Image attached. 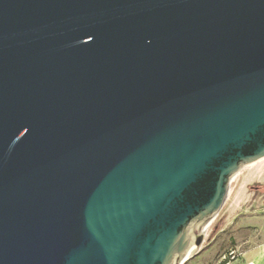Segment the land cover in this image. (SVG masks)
<instances>
[{
	"label": "water",
	"instance_id": "1",
	"mask_svg": "<svg viewBox=\"0 0 264 264\" xmlns=\"http://www.w3.org/2000/svg\"><path fill=\"white\" fill-rule=\"evenodd\" d=\"M263 158L264 0H0V264H184Z\"/></svg>",
	"mask_w": 264,
	"mask_h": 264
},
{
	"label": "rangeland",
	"instance_id": "2",
	"mask_svg": "<svg viewBox=\"0 0 264 264\" xmlns=\"http://www.w3.org/2000/svg\"><path fill=\"white\" fill-rule=\"evenodd\" d=\"M264 241V158L243 167L233 177L227 197L211 222L198 255L213 247L216 256L230 258L242 248ZM211 242V243H210ZM216 260L219 257H205Z\"/></svg>",
	"mask_w": 264,
	"mask_h": 264
},
{
	"label": "crops",
	"instance_id": "3",
	"mask_svg": "<svg viewBox=\"0 0 264 264\" xmlns=\"http://www.w3.org/2000/svg\"><path fill=\"white\" fill-rule=\"evenodd\" d=\"M211 243V242H210ZM232 253V252H231ZM213 247L207 249L204 253L198 255L196 261L184 264H264V241L250 244L241 250H238L234 258H225V254L216 256ZM205 257H219L216 260H208ZM188 262V261H187Z\"/></svg>",
	"mask_w": 264,
	"mask_h": 264
},
{
	"label": "built area",
	"instance_id": "4",
	"mask_svg": "<svg viewBox=\"0 0 264 264\" xmlns=\"http://www.w3.org/2000/svg\"><path fill=\"white\" fill-rule=\"evenodd\" d=\"M230 257H231V258H234V253H233V252L230 253Z\"/></svg>",
	"mask_w": 264,
	"mask_h": 264
},
{
	"label": "bare ground",
	"instance_id": "5",
	"mask_svg": "<svg viewBox=\"0 0 264 264\" xmlns=\"http://www.w3.org/2000/svg\"><path fill=\"white\" fill-rule=\"evenodd\" d=\"M213 221V220H212ZM195 253V252H194ZM194 253L193 254H191L190 256H188L186 259H188L189 257H191L192 255H194ZM186 261V260H185Z\"/></svg>",
	"mask_w": 264,
	"mask_h": 264
}]
</instances>
